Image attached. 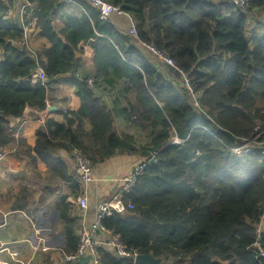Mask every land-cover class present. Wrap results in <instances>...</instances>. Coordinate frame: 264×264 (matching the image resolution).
I'll return each instance as SVG.
<instances>
[{
  "label": "trees",
  "instance_id": "16d2710c",
  "mask_svg": "<svg viewBox=\"0 0 264 264\" xmlns=\"http://www.w3.org/2000/svg\"><path fill=\"white\" fill-rule=\"evenodd\" d=\"M24 1L23 15L13 16L16 0H0V152L12 145L10 122L26 106L45 111L50 83L67 75L80 107L62 124L46 121L32 154L66 181L52 149L81 150L92 166L115 150L135 153L134 141L115 132V112L94 93L99 83L106 92L119 89L117 104L131 97L116 113L149 140L141 154L149 163L122 195L128 215L105 218L103 229L127 251L159 264H264L258 255L264 253V163L257 150L232 153L264 133V0H249L244 9L215 0H102L131 18L136 39L101 22L84 3L75 1L82 15L62 0ZM25 27L33 29L30 50ZM38 41L46 45L40 53L31 48ZM143 44L168 55L198 108L181 79L160 72L164 66ZM84 46L91 51L87 61ZM32 54L44 87L30 83ZM83 120L91 124L89 146L70 130ZM173 137L183 143L171 145ZM60 218L64 261L76 253L79 237L77 221ZM97 253V264H133L106 249Z\"/></svg>",
  "mask_w": 264,
  "mask_h": 264
},
{
  "label": "crops",
  "instance_id": "0c3cea01",
  "mask_svg": "<svg viewBox=\"0 0 264 264\" xmlns=\"http://www.w3.org/2000/svg\"><path fill=\"white\" fill-rule=\"evenodd\" d=\"M106 24L125 35L130 28L125 16L112 15ZM31 48L40 53V49L46 48V45L38 41L31 43ZM83 50V59L87 61L91 51L86 46ZM159 71L168 76L170 73L172 80L179 83L180 79L169 70L160 66ZM98 85L94 88L96 98L107 109L115 112V132L118 136L126 135L131 138L136 152L131 154L115 150L111 158L92 166L93 182L86 188L88 205L86 211H82L75 203L82 196L83 188L71 158L72 150H51L52 156L61 163L62 168L59 170L65 174L66 181L58 178L51 171L52 167L49 170L31 152L36 141V132L44 128L46 121L62 124L65 114L76 112L80 107L77 90L68 82V76L53 80L49 85L45 111L39 112L26 106L21 118L10 122L11 147L0 152L4 154L0 160V250H4L0 253V264H65L61 257L65 242L61 214L77 221V234L81 229H89L98 205L117 195L120 188L117 182L128 176L143 161L141 154L143 148L149 145V140L131 121L123 120V116L116 113L131 96L122 97L120 100L123 104L119 105L115 102L119 89L106 92L100 83ZM51 107L55 111L48 113L47 109ZM70 130L83 139L82 145H88L91 141L85 137L91 131L88 121H80ZM73 150L78 152L74 148ZM93 153L87 155L90 157ZM34 229L44 239L45 244L42 247H47V252L33 250V243L36 242ZM11 252L17 254L16 261L11 258Z\"/></svg>",
  "mask_w": 264,
  "mask_h": 264
},
{
  "label": "built area",
  "instance_id": "2783aa9c",
  "mask_svg": "<svg viewBox=\"0 0 264 264\" xmlns=\"http://www.w3.org/2000/svg\"><path fill=\"white\" fill-rule=\"evenodd\" d=\"M66 4L74 5L78 8V11L84 15V11L82 8L75 3V1L84 3L89 5L93 9L98 12L99 20L103 23H107V20L110 16H125L129 22L130 28L128 31V35L133 39H136L137 33L135 29V24L131 20V18L125 14H123L118 8H115L102 0H62ZM216 2L220 3L225 1L231 4L233 7L244 9L247 6L249 0H215ZM17 4H20V15H23L24 10L28 7V4L24 0H16ZM22 25V24H21ZM24 37H23V44L25 45L27 50H30V45L28 44V36L33 31L32 27L24 29ZM145 50H147L151 56L157 60L160 64H162L165 69L169 70L172 74H174L177 78L181 79L184 88L189 92L191 95L193 106L198 108V104L194 95L192 94L191 89L189 88L188 82L183 77L182 73L176 68L174 62L168 57V55L163 51H158L152 47L147 45H141ZM34 59H36V70L31 75L30 83L32 85L40 84L42 87L45 86V78L42 72V69L38 63V56L36 57L32 54ZM77 79L80 78L79 74L75 75ZM86 83L91 87L92 80L88 79ZM183 142H178L174 140V137L171 139L170 144L178 146ZM251 150H257L261 156V160L264 163V133L261 135L255 136L253 141H249L244 143L242 146H238L232 149V153L236 156H241L242 153H248ZM71 158L74 163L76 172L78 174V181L83 188L82 196L79 197L75 203L77 206L82 210L86 211L88 205V199L86 195V188L89 184L93 182V170L92 165L88 159L83 157L77 151H71ZM4 154H0V160H2ZM155 162V161H154ZM149 163V161H141L138 165L130 172V174L124 178H122L117 183L119 184L120 188L117 195L113 196L110 201L101 203L98 205L97 210L94 214L93 224L89 226V229H81L78 233L79 237V244L76 253L73 256L65 257L64 260L69 264H77L80 258H84L86 256H90V264H97L99 261L98 256V249H106L110 253L114 254L118 258L126 259L134 263L135 258L138 256L134 252L127 251L128 249L121 244L118 237L106 232L102 227V221L112 215H116L119 217H124L128 215L131 206L127 202L125 203L122 200V195L126 194L136 183L138 176L142 173L144 167ZM261 226L258 228V230ZM34 235L36 236V242L33 243V250H41L42 252H47L48 248L42 247L45 244L44 239L40 238V232L34 229ZM127 249V250H126ZM4 250H0L2 253ZM259 257H264V253L258 252ZM10 256L13 260L16 261L17 254L14 252L10 253Z\"/></svg>",
  "mask_w": 264,
  "mask_h": 264
},
{
  "label": "water",
  "instance_id": "95a60500",
  "mask_svg": "<svg viewBox=\"0 0 264 264\" xmlns=\"http://www.w3.org/2000/svg\"><path fill=\"white\" fill-rule=\"evenodd\" d=\"M55 111L54 108H48L47 112ZM91 257L88 255L84 258H80L77 264H90ZM133 264H159V261L153 260L149 256H137Z\"/></svg>",
  "mask_w": 264,
  "mask_h": 264
},
{
  "label": "rangeland",
  "instance_id": "374dc122",
  "mask_svg": "<svg viewBox=\"0 0 264 264\" xmlns=\"http://www.w3.org/2000/svg\"><path fill=\"white\" fill-rule=\"evenodd\" d=\"M20 4H17L16 3V6H15V9L13 12H11V15L13 14V16H15V14L18 12V10L20 9ZM255 26H258V25H255L254 23L252 24V28L255 27ZM28 40H29V36H28ZM142 160L144 161L145 160V156L142 157ZM141 161V160H140ZM13 261V260H12ZM14 262V261H13ZM15 263V262H14ZM163 264H166V263H163Z\"/></svg>",
  "mask_w": 264,
  "mask_h": 264
},
{
  "label": "bare ground",
  "instance_id": "6f19581e",
  "mask_svg": "<svg viewBox=\"0 0 264 264\" xmlns=\"http://www.w3.org/2000/svg\"><path fill=\"white\" fill-rule=\"evenodd\" d=\"M35 70H36V68H35ZM174 140H176V141H178L176 138H174ZM179 142V141H178ZM93 224V222L91 223V225ZM99 250V249H98ZM67 264H69L68 262H66Z\"/></svg>",
  "mask_w": 264,
  "mask_h": 264
}]
</instances>
